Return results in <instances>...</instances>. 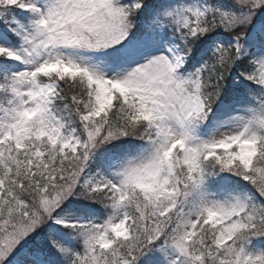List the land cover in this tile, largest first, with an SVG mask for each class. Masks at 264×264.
Here are the masks:
<instances>
[{"label":"snow or ice","instance_id":"6c2138e0","mask_svg":"<svg viewBox=\"0 0 264 264\" xmlns=\"http://www.w3.org/2000/svg\"><path fill=\"white\" fill-rule=\"evenodd\" d=\"M0 264H264V0H0Z\"/></svg>","mask_w":264,"mask_h":264}]
</instances>
